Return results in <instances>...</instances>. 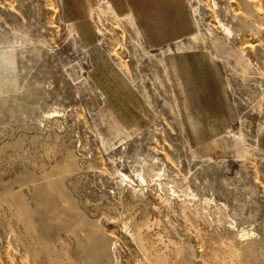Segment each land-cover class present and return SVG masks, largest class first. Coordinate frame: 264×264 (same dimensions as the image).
<instances>
[{
  "label": "rangeland",
  "instance_id": "rangeland-1",
  "mask_svg": "<svg viewBox=\"0 0 264 264\" xmlns=\"http://www.w3.org/2000/svg\"><path fill=\"white\" fill-rule=\"evenodd\" d=\"M0 264H264V0H0Z\"/></svg>",
  "mask_w": 264,
  "mask_h": 264
}]
</instances>
